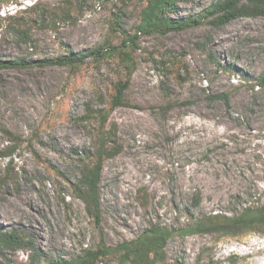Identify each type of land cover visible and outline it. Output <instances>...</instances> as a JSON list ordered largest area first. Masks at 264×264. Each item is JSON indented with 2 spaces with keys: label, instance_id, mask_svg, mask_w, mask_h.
I'll list each match as a JSON object with an SVG mask.
<instances>
[{
  "label": "rangeland",
  "instance_id": "1",
  "mask_svg": "<svg viewBox=\"0 0 264 264\" xmlns=\"http://www.w3.org/2000/svg\"><path fill=\"white\" fill-rule=\"evenodd\" d=\"M216 1L179 0L168 17L199 20ZM146 5L0 0L6 59L120 47L126 34L137 42L129 105L114 110L105 129L117 126L119 153L103 162L99 223L76 194L82 162L95 159L102 136L99 122L84 118L89 105L110 107L115 85L127 79L124 64L115 54L73 70L0 71V232H17L33 247H0V264L68 260L159 225L173 232L160 264H264L263 228L238 237L182 233L202 216L264 204V17L142 33ZM219 94L230 103L212 99Z\"/></svg>",
  "mask_w": 264,
  "mask_h": 264
},
{
  "label": "trees",
  "instance_id": "2",
  "mask_svg": "<svg viewBox=\"0 0 264 264\" xmlns=\"http://www.w3.org/2000/svg\"><path fill=\"white\" fill-rule=\"evenodd\" d=\"M179 0H145L146 7L141 12L140 32H158L163 35L172 30L198 25V21H207L213 27L221 29L234 20L241 18L264 17V0H218L211 7L204 10L199 20H186L179 24L173 23L168 15L174 10ZM1 19V18H0ZM15 16H9L5 21L15 20ZM3 20V19H2ZM115 27L120 26H114ZM26 35V34H25ZM27 36V35H26ZM136 37L125 35L120 47L106 45L83 52H70L56 58L30 59H6L0 56V71L4 70H33L49 67H66L76 69L86 64L89 59L103 60L117 54L120 62L127 71V79L119 81L114 88V94L108 109L94 110L89 105L84 119H95L102 128L100 146L95 154V159L82 162V177L76 186V194L85 204L89 214L97 223L101 217L100 183L105 157H114L119 153L116 147L118 128L112 125L110 131H106L112 112L120 107L129 105L127 92L130 88L131 76L134 72V49ZM213 100H223L229 104L228 94H219ZM113 147H109V143ZM14 148L3 155L12 156ZM198 206V205H196ZM259 227L264 229V204L247 206L238 216L228 217L219 214L205 215L183 230L185 235H219L224 237H238L253 233L251 229ZM264 235V230H263ZM173 232L162 226H153L146 230L138 239L125 242L116 248L102 245L99 249L86 248L76 258L68 260H51L48 264H98L102 259L116 255V264H160L165 261V249ZM264 237V236H263ZM0 247L13 251H30L33 247L25 243L17 232H0ZM40 258L42 254L34 251ZM36 255H31V262ZM234 263V262H233Z\"/></svg>",
  "mask_w": 264,
  "mask_h": 264
}]
</instances>
